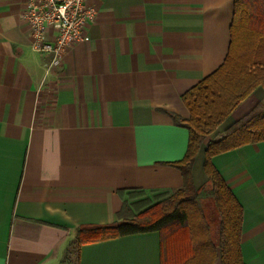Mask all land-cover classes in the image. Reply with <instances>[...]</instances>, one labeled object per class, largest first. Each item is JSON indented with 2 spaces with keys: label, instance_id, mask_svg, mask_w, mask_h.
Masks as SVG:
<instances>
[{
  "label": "crops",
  "instance_id": "0c3cea01",
  "mask_svg": "<svg viewBox=\"0 0 264 264\" xmlns=\"http://www.w3.org/2000/svg\"><path fill=\"white\" fill-rule=\"evenodd\" d=\"M27 2L0 0V264H162L158 231L79 246L76 230L116 222L119 189L183 186L189 130L173 115L189 117L183 94L224 62L235 0H90L84 40L49 72ZM258 104L262 85L204 139L196 187L207 142ZM213 163L243 207L245 264H264V140Z\"/></svg>",
  "mask_w": 264,
  "mask_h": 264
},
{
  "label": "trees",
  "instance_id": "16d2710c",
  "mask_svg": "<svg viewBox=\"0 0 264 264\" xmlns=\"http://www.w3.org/2000/svg\"><path fill=\"white\" fill-rule=\"evenodd\" d=\"M264 86V0H235L231 42L224 62L183 94L187 119L173 115L189 130L184 157L174 164L184 176L178 189H119L122 206L117 221L82 225L80 246L124 235L162 234V264H245L241 250L243 207L213 157L242 145L264 140V105L258 104L204 151L206 184L196 187L192 167L202 141L248 97ZM166 247V252H165Z\"/></svg>",
  "mask_w": 264,
  "mask_h": 264
},
{
  "label": "built area",
  "instance_id": "2783aa9c",
  "mask_svg": "<svg viewBox=\"0 0 264 264\" xmlns=\"http://www.w3.org/2000/svg\"><path fill=\"white\" fill-rule=\"evenodd\" d=\"M96 16L90 0H28L24 18L30 28L32 49L49 55L47 72L60 67L68 48L84 40L86 24Z\"/></svg>",
  "mask_w": 264,
  "mask_h": 264
},
{
  "label": "rangeland",
  "instance_id": "374dc122",
  "mask_svg": "<svg viewBox=\"0 0 264 264\" xmlns=\"http://www.w3.org/2000/svg\"><path fill=\"white\" fill-rule=\"evenodd\" d=\"M225 120H226V119H225ZM225 120H224V121H225ZM224 121H223V122H224ZM223 122H222V123H223ZM222 123H221V124H222ZM221 124H220V125H221ZM220 125H219V126H220ZM219 126H218V127H219ZM218 127H217V129H218ZM217 129H216V130H217ZM216 130H215V131H216ZM215 131H213V132H215ZM213 132H212V133H213ZM212 133H211V134H212ZM208 136H209V135H208ZM208 136H207V137H208ZM205 139H206V138H205ZM203 141H204V140H203ZM203 141H202V143H203ZM201 146H202V144H201ZM201 146H200V148H201ZM199 150H200V149H199ZM72 259H73V262L75 263V261H76V255H73V256H72Z\"/></svg>",
  "mask_w": 264,
  "mask_h": 264
}]
</instances>
